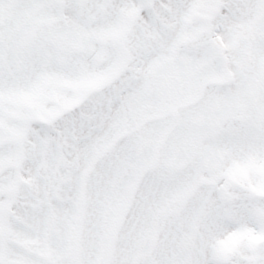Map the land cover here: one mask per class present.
<instances>
[{
	"label": "snow or ice",
	"instance_id": "6c2138e0",
	"mask_svg": "<svg viewBox=\"0 0 264 264\" xmlns=\"http://www.w3.org/2000/svg\"><path fill=\"white\" fill-rule=\"evenodd\" d=\"M0 264H264V0H0Z\"/></svg>",
	"mask_w": 264,
	"mask_h": 264
}]
</instances>
